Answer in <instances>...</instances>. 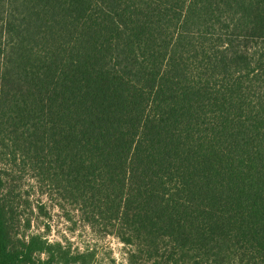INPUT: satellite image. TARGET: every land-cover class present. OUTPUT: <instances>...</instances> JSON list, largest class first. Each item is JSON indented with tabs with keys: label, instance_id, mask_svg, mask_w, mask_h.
<instances>
[{
	"label": "trees",
	"instance_id": "obj_1",
	"mask_svg": "<svg viewBox=\"0 0 264 264\" xmlns=\"http://www.w3.org/2000/svg\"><path fill=\"white\" fill-rule=\"evenodd\" d=\"M25 175L113 264H264V0H0V264H102Z\"/></svg>",
	"mask_w": 264,
	"mask_h": 264
},
{
	"label": "rangeland",
	"instance_id": "obj_2",
	"mask_svg": "<svg viewBox=\"0 0 264 264\" xmlns=\"http://www.w3.org/2000/svg\"><path fill=\"white\" fill-rule=\"evenodd\" d=\"M29 183L35 185L34 180L24 176ZM31 192L30 200L32 201L33 211L25 210L26 215L31 218V226L28 232H37L48 238L49 241H61L62 244H70L72 250H84L87 247L95 248L97 259L102 264H113L114 261L126 262L128 247L116 236L105 235L92 230L85 222L81 221L77 213L67 206L61 209L46 196L37 193L32 188H27ZM44 205V212L36 207L37 199H40Z\"/></svg>",
	"mask_w": 264,
	"mask_h": 264
}]
</instances>
